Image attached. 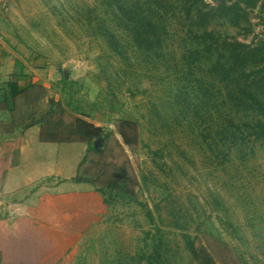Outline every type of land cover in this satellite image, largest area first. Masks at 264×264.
Returning <instances> with one entry per match:
<instances>
[{
  "label": "rangeland",
  "instance_id": "1",
  "mask_svg": "<svg viewBox=\"0 0 264 264\" xmlns=\"http://www.w3.org/2000/svg\"><path fill=\"white\" fill-rule=\"evenodd\" d=\"M156 1L0 0V44L10 47L18 72L31 77L34 68L43 83L21 81L30 86L14 97L20 116L52 130L76 119L103 130L76 175L91 182L99 215L85 226L71 264H200L186 236L217 264H264V140L232 144L226 91L207 64L188 58V23L169 6L177 0H159L161 17ZM130 7L167 31L161 51L138 48L123 29L117 16ZM250 22L213 28L264 42V0ZM7 85L0 81L2 96ZM63 183L46 178L33 190Z\"/></svg>",
  "mask_w": 264,
  "mask_h": 264
},
{
  "label": "crops",
  "instance_id": "2",
  "mask_svg": "<svg viewBox=\"0 0 264 264\" xmlns=\"http://www.w3.org/2000/svg\"><path fill=\"white\" fill-rule=\"evenodd\" d=\"M31 69L30 81L42 85ZM23 75L10 47L0 44V81L8 82L6 95L0 94V264H71L85 226L99 215L91 208V190L69 182L88 145L42 141L50 127L36 118L28 124L10 95L11 88L23 89ZM12 144H17L13 153ZM46 178L67 182L33 190Z\"/></svg>",
  "mask_w": 264,
  "mask_h": 264
},
{
  "label": "trees",
  "instance_id": "3",
  "mask_svg": "<svg viewBox=\"0 0 264 264\" xmlns=\"http://www.w3.org/2000/svg\"><path fill=\"white\" fill-rule=\"evenodd\" d=\"M164 2L157 0L155 3L154 11L160 17L164 16L163 11L166 10ZM259 3L260 0H218L215 6L205 0H177L176 3H169L170 7H176L182 13L188 23L187 34L192 40L187 49L188 58L192 63L207 64L209 73L217 80L221 90L226 91L225 99L234 114L229 123L232 129L231 141L235 146L264 140V42L244 43L218 32L213 25L226 22L234 28L244 29L251 24L250 13L258 8ZM124 9L117 18L134 44L154 54L161 51L167 31L162 30L159 20L152 15L143 16L134 12L133 7ZM106 37L110 43L119 44L114 32L107 30ZM115 50H118L117 46ZM21 77L22 81L30 80L26 75ZM62 81H66L65 77ZM29 86L24 84L21 90L18 87L11 88L12 99L18 93L25 92ZM49 129L47 135L42 132V141L82 142L92 151H98L95 142L103 138L102 128L81 119H76L69 128L58 124L54 130L52 127ZM67 129L70 135L65 138L63 132ZM122 137L125 144L129 145L126 136L122 134ZM70 182L91 183L78 177ZM186 238L190 252L200 264H217L205 247L197 249L191 237Z\"/></svg>",
  "mask_w": 264,
  "mask_h": 264
},
{
  "label": "water",
  "instance_id": "4",
  "mask_svg": "<svg viewBox=\"0 0 264 264\" xmlns=\"http://www.w3.org/2000/svg\"><path fill=\"white\" fill-rule=\"evenodd\" d=\"M64 77H65V79H67V70H64ZM100 140H101V139H99V140H97V141L95 142L96 149H98V145H99V143H100ZM98 142H99V143H98Z\"/></svg>",
  "mask_w": 264,
  "mask_h": 264
}]
</instances>
